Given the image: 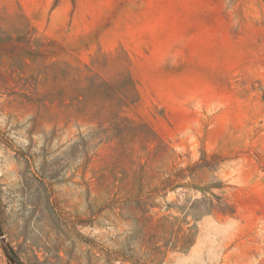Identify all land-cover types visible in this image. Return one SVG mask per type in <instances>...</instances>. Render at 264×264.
<instances>
[{"label": "rangeland", "instance_id": "374dc122", "mask_svg": "<svg viewBox=\"0 0 264 264\" xmlns=\"http://www.w3.org/2000/svg\"><path fill=\"white\" fill-rule=\"evenodd\" d=\"M0 264H264V0H0Z\"/></svg>", "mask_w": 264, "mask_h": 264}]
</instances>
